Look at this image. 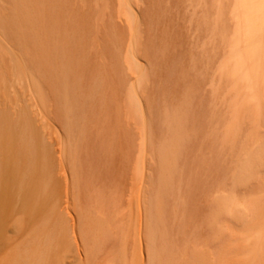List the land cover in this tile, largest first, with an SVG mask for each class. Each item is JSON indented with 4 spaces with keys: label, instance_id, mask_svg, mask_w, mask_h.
Returning a JSON list of instances; mask_svg holds the SVG:
<instances>
[{
    "label": "rangeland",
    "instance_id": "1",
    "mask_svg": "<svg viewBox=\"0 0 264 264\" xmlns=\"http://www.w3.org/2000/svg\"><path fill=\"white\" fill-rule=\"evenodd\" d=\"M239 16L0 0V135L30 149L32 129L46 151L68 264H264V47L237 68Z\"/></svg>",
    "mask_w": 264,
    "mask_h": 264
},
{
    "label": "bare ground",
    "instance_id": "2",
    "mask_svg": "<svg viewBox=\"0 0 264 264\" xmlns=\"http://www.w3.org/2000/svg\"><path fill=\"white\" fill-rule=\"evenodd\" d=\"M237 7L240 10L239 32L245 42V53L237 54L236 52L234 54L233 52L232 57L237 68H240L247 59L252 60V57L258 58L256 55L264 47V43L254 41L255 37L260 35L264 36V0H237ZM234 49L237 48L235 47ZM138 97L135 100L139 105L140 101ZM143 110L144 108L142 109V113H144ZM20 133L23 134L22 132ZM29 133V138L33 143L30 149H16L15 132L9 131L7 134L0 135V264H68L70 261L67 260L69 257L68 252L72 245H69L70 249L68 247L65 248L63 244L64 231L52 229L50 225V205L59 198V196L56 199L54 198V192H52L50 185V162L46 156V151L44 149L41 150L38 144H36L34 131L31 129ZM110 134L112 135V133ZM64 185L66 186V184ZM138 206H140V203ZM140 212L139 217H141L142 213ZM140 220L138 219V221ZM155 225H153V228L155 229V233H157ZM140 226L138 227L139 229ZM147 226L149 229L152 227V225L149 227V223ZM148 228H146L147 234L153 232L152 235L154 238V231H150ZM140 234L138 235L139 237L141 236ZM148 238L151 240L150 235ZM152 248H155V246Z\"/></svg>",
    "mask_w": 264,
    "mask_h": 264
}]
</instances>
